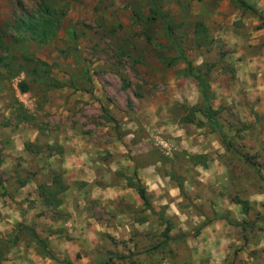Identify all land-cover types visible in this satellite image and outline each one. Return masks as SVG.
I'll list each match as a JSON object with an SVG mask.
<instances>
[{"label": "rangeland", "instance_id": "obj_1", "mask_svg": "<svg viewBox=\"0 0 264 264\" xmlns=\"http://www.w3.org/2000/svg\"><path fill=\"white\" fill-rule=\"evenodd\" d=\"M243 1L0 0V264H264Z\"/></svg>", "mask_w": 264, "mask_h": 264}, {"label": "trees", "instance_id": "obj_2", "mask_svg": "<svg viewBox=\"0 0 264 264\" xmlns=\"http://www.w3.org/2000/svg\"><path fill=\"white\" fill-rule=\"evenodd\" d=\"M235 1H236V4L240 8L247 9V10H249V11L255 13V14L257 13V10H256V8L253 5H251L249 3H246L243 0H235ZM261 18L264 20L263 17H261ZM188 72L189 73L193 72V69H192V67H191L189 62H188ZM193 76H194L195 80L197 81L198 85L200 86L202 94L205 96L206 95V85H205V83L203 82V80L201 79V77L198 74H195ZM26 90H27V88L25 86H23V90L22 91L25 92ZM140 194H141V198L144 199L145 196H144V194H143V192L141 190H140ZM41 243H42V241H41Z\"/></svg>", "mask_w": 264, "mask_h": 264}]
</instances>
